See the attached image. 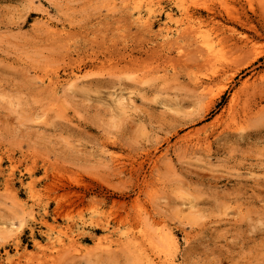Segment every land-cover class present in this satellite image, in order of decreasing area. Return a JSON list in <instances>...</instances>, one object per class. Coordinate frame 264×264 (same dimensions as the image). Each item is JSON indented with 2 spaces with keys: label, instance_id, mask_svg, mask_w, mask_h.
<instances>
[{
  "label": "rangeland",
  "instance_id": "obj_1",
  "mask_svg": "<svg viewBox=\"0 0 264 264\" xmlns=\"http://www.w3.org/2000/svg\"><path fill=\"white\" fill-rule=\"evenodd\" d=\"M158 1L146 26L123 0H0V264H264V53L211 102L184 11ZM207 3L202 34L264 48V0Z\"/></svg>",
  "mask_w": 264,
  "mask_h": 264
},
{
  "label": "bare ground",
  "instance_id": "obj_2",
  "mask_svg": "<svg viewBox=\"0 0 264 264\" xmlns=\"http://www.w3.org/2000/svg\"><path fill=\"white\" fill-rule=\"evenodd\" d=\"M120 1V0H119ZM122 1V0H121ZM123 1H125V3L126 2H130V4H132L133 5V7H134V9L136 10V13H137V20L139 21V22H141L142 24H144V25H146V26H151L152 25V18L156 15V13L158 12V10H159V7H160V1H158V0H123ZM177 2H176V5H177V7L179 8V9H181V11H184V13H183V15L186 17V19L188 20L187 21V27L186 28H181L180 30H178V28H177V30H178V37H180L181 35L184 37V38H189L188 40H190L191 41V39H190V37H192L193 38V42L195 43V44H197L198 45V48H199V50L198 51H203V52H205L204 53V55H203V52H202V55H203V61L205 62V65L206 64H211L212 65V67H210V65H209V67L211 68V70H212V73L211 74H207L206 75V72L204 73L206 76H207V80H203L200 84H201V88L204 90V91H206V93H209L210 94V96H209V98L211 99V102H213V100H214V98H216V97H218V96H220L223 92H224V90L226 89V87H227V84H225V82L223 83V81H221L220 83H219V85L217 84V83H215V85H214V82L219 78H217V76L219 75V73L221 72V68H222V70L224 69L225 70V68H224V65H226L227 64V66H229V65H233L234 63H236V62H239V60H241V63H242V59H244L245 57V55H252L253 56V54H250V52H253L254 53V56L255 57H257V56H259V55H261L262 53H264V48H263V44L261 45V43L260 42H258L257 40H253V38L252 37H249L248 35H241L240 34V36H237V34L238 33H236V28H231L230 29V27H228L230 30V32L231 33H228V34H232V35H230L229 36V39H227V37L225 36V35H227V34H224V36L223 37H219V35H217L216 37H214V36H211L210 34L209 35H204V34H202V30L200 31L199 30V28L197 29V24H202V22L204 21V19H203V21H201L200 23H196V21L194 20V18L195 19H198L199 18V20H200V16L198 17V16H196V15H198L199 14V10H198V7L200 8V7H205V9L206 10H208V12L209 13H211V14H214V9L215 8H213V6L211 5V4H209V3H207L208 2V0H207V2H202V3H200V1L198 0V2L197 1H191V2H194L195 3V5L194 6H196V8L195 9H191L190 8V5H189V3H191L190 2V0L188 1V0H176ZM205 1V0H204ZM210 1V0H209ZM175 2V1H174ZM214 2V1H213ZM212 2V3H213ZM128 5V4H127ZM193 6V7H194ZM164 9V8H163ZM191 9V10H190ZM203 9V8H202ZM216 11V10H215ZM216 13V12H215ZM159 14V13H158ZM210 15V14H209ZM215 15V14H214ZM231 16H232V14H230ZM245 15H247V14H245ZM213 15H210V18L212 17ZM237 16V15H236ZM263 16V15H262ZM166 17H167V19H169V20H171L172 19V17H173V15H172V13L171 12H166ZM232 17H234V15L232 16ZM237 17H240L239 15L237 16ZM236 17V18H237ZM215 18V17H214ZM247 18V17H246ZM213 19V18H212ZM231 19V18H230ZM233 19H235V17L233 18ZM238 20H240L239 18H237ZM244 19V18H243ZM155 20V19H154ZM154 20H153V22H154ZM202 20V19H201ZM242 20V19H241ZM245 20V19H244ZM235 21V20H234ZM237 21V20H236ZM243 21V20H242ZM241 21V22H242ZM245 21H247V20H245ZM240 22V21H239ZM239 23V24H242V23ZM249 22V21H248ZM247 22V23H248ZM251 22H252V20H251ZM246 23V22H245ZM253 23V22H252ZM251 23V25H252V27L254 26L253 24ZM244 24V23H243ZM166 26L164 27L165 29H169V26H167V23L165 24ZM251 25H248L249 26V28H251ZM200 27V26H199ZM233 27V26H232ZM256 28V27H255ZM252 29L253 28H251V30L250 31H252ZM227 32V31H226ZM238 32H240V30H238ZM243 32V31H242ZM256 34H257V32H258V30L256 29ZM170 33V32H169ZM244 33V32H243ZM242 33V34H243ZM245 33H246V31H245ZM246 34H248V33H246ZM260 34V33H259ZM264 34V33H263ZM234 35H236L238 38L237 39H235L236 37L234 36ZM261 35H262V32H261ZM261 35H259L260 37H261ZM232 36H234V37H232ZM254 36H256L255 34H254ZM263 36V35H262ZM259 40V39H258ZM263 40V39H262ZM255 41H257V42H255ZM177 42V41H176ZM260 43V44H259ZM264 43V42H263ZM226 48L227 49H230V51H232L233 53H234V57H232V58H230V57H228L227 55H226ZM249 53V54H248ZM201 54V53H200ZM244 57V58H243ZM248 57V56H247ZM255 57H254V59H255ZM242 58V59H241ZM253 58V57H252ZM201 60V59H200ZM250 62V61H249ZM229 64V65H228ZM203 65V64H202ZM235 65H237V64H235ZM235 65H233L232 67L234 68V66ZM207 66V65H206ZM205 66V67H206ZM226 66V67H227ZM239 66V65H238ZM237 66V67H238ZM200 67V66H199ZM208 67V66H207ZM231 67V66H230ZM213 68V69H212ZM228 68V67H227ZM235 68H236V66H235ZM241 68V67H240ZM238 68H236V70H237ZM223 70V71H224ZM239 70V69H238ZM231 71V70H230ZM74 72V71H73ZM209 72V71H208ZM207 72V73H208ZM226 72V71H225ZM232 72H236V71H233L232 70ZM210 73V72H209ZM223 73V72H222ZM228 73H229V71H228ZM203 74V73H202ZM226 74V73H225ZM233 74V73H232ZM235 74V73H234ZM196 75V74H195ZM198 75V74H197ZM204 75V76H205ZM224 75V73L221 75L222 77H226V76H223ZM230 75V74H229ZM53 76V75H52ZM199 76H200V74H199ZM198 76V77H199ZM51 77V76H50ZM83 77V76H82ZM82 77L78 74V72L76 73V71H75V73L73 74V76H72V79H73V82L74 81H78V80H82ZM201 77L202 76H200V79H201ZM55 78V77H54ZM194 78V77H193ZM196 79H198L197 77H195ZM229 78V77H228ZM68 79H69V77H68ZM219 79H222L221 77L219 78ZM58 80V79H57ZM56 80V81H57ZM223 80V79H222ZM228 80V79H227ZM227 80H224V81H226L227 82ZM50 81V80H49ZM54 81V80H53ZM52 81V82H53ZM70 81H72V80H69L68 81V83L70 82ZM58 82V81H57ZM71 83V84H76V83ZM253 83H255V82H253ZM199 84V85H200ZM216 84H217V86H216ZM196 86H198L197 85V83H196ZM216 86V87H215ZM251 86H253V84H250V83H248V82H246L245 81V84H244V86L241 88V89H238L237 91H235L233 94H232V96H231V99H230V101H229V104H228V106H227V109H225V113H223L222 115H220V117L218 118V120H217V124H218V122H221V124H222V126L224 125L225 127L227 126L228 128L230 127V125L232 126V127H234V124L236 123V121L238 120V118H239V114L241 113L240 112V109H242L243 110V108H241V104L243 105V101H242V97H244L243 95H245L246 94V92L249 90V92H250V90H252L250 87ZM197 88V90H198V88H200L199 86L198 87H196ZM250 88V89H249ZM202 89H200V91H202ZM206 93H205V95H206ZM204 94V93H203ZM208 94V95H209ZM248 97V96H247ZM208 98V99H209ZM249 98V97H248ZM248 98H243L245 101H246V103H247V100L246 99H248ZM249 100V99H248ZM210 101V100H209ZM209 104V103H208ZM209 105H211V104H209ZM245 109V108H244ZM241 110V111H242ZM244 111V110H243ZM240 120V119H239ZM236 124H239V123H236ZM224 126H223V128H224ZM231 127V128H232ZM234 128H236V126L234 127ZM240 128V127H239ZM241 129V128H240ZM199 132V131H198ZM195 133V132H194ZM196 134V133H195ZM192 135V134H191ZM193 136V135H192ZM189 137V136H188ZM7 185H8V183H7ZM74 200V199H73ZM71 201V200H70ZM77 203H78V201H77ZM75 205V203L73 204V206ZM61 212V211H60ZM44 219H46V218H44ZM47 222V221H46ZM80 230V229H79ZM169 231V230H168ZM169 235V236H168ZM145 236V235H144ZM164 236V235H163ZM166 236H168L169 238H170V242L171 243H176L175 241H176V238H175V236L170 232L169 234H166ZM71 237V236H70ZM136 239V238H135ZM71 240H72V238H71ZM70 240V241H71ZM76 240V239H75ZM135 241V240H134ZM169 242V241H168ZM74 243V242H73ZM134 243H136V242H134ZM168 244V245H173L174 246V244ZM166 244V243H165ZM167 245V246H168ZM166 246V247H167ZM178 246V245H177ZM176 246V247H177ZM171 247V246H170ZM169 247V248H170ZM179 247V246H178ZM139 249V248H138ZM174 249V248H173ZM168 250H170V249H168ZM168 250H166V251H168ZM172 250V249H171ZM174 251H175V249H174ZM171 252V251H170ZM166 253V252H165ZM169 255V254H168ZM165 256H166V254H165ZM169 256H171V255H169ZM149 257H150V255H149ZM149 257H147V258H149ZM167 257V256H166ZM171 258V257H170ZM166 259V258H165ZM155 260V259H154ZM158 260V259H157ZM161 261V260H160ZM169 261V260H168ZM165 262H167V261H165ZM169 262H171V261H169ZM153 263V262H152ZM151 263V264H152ZM160 263V262H159ZM155 264H156V262H155ZM167 264V263H166ZM172 264V263H171Z\"/></svg>",
  "mask_w": 264,
  "mask_h": 264
}]
</instances>
